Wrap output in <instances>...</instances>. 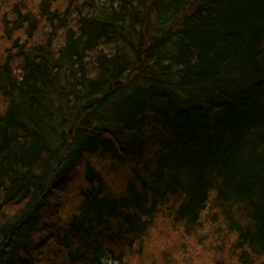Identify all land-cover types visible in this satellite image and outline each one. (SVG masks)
<instances>
[{"label": "trees", "instance_id": "trees-1", "mask_svg": "<svg viewBox=\"0 0 264 264\" xmlns=\"http://www.w3.org/2000/svg\"><path fill=\"white\" fill-rule=\"evenodd\" d=\"M161 238L264 264V0H0V264Z\"/></svg>", "mask_w": 264, "mask_h": 264}, {"label": "rangeland", "instance_id": "rangeland-1", "mask_svg": "<svg viewBox=\"0 0 264 264\" xmlns=\"http://www.w3.org/2000/svg\"><path fill=\"white\" fill-rule=\"evenodd\" d=\"M111 179L112 180H116V179H118V177H116L115 175H111ZM159 240L160 241L157 240V242H155V243L147 246L144 249V251L141 254V256H144V257H152V258L156 257L153 260L154 263H156V264L159 263V261L157 259H160L161 258V255H160L161 253H165V254L167 253L166 257L167 258L172 257V260L174 262L176 260L175 258L178 259L179 263H182V262L186 263V262H188L189 264H199L200 262H203V260L201 258L199 260H193V258H190L189 257V255H188L187 252L181 253L179 251H175V254H171L170 252H167L166 251L168 249V245L165 242H163L165 239L164 238H161ZM185 250L188 251L187 246H186V249ZM179 254H181V255L180 256H177ZM131 259H133V260H131V261L130 260H126V259L124 261L122 260V263H124V264H128V263L129 264H143L142 263V260L139 262L138 260H135L134 258H131ZM114 264H116V263L114 262Z\"/></svg>", "mask_w": 264, "mask_h": 264}]
</instances>
